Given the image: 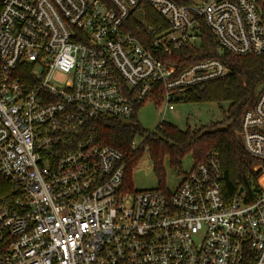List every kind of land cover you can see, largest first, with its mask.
<instances>
[{
    "label": "built area",
    "instance_id": "obj_1",
    "mask_svg": "<svg viewBox=\"0 0 264 264\" xmlns=\"http://www.w3.org/2000/svg\"><path fill=\"white\" fill-rule=\"evenodd\" d=\"M142 1L165 21L146 26L149 49L125 31ZM202 23L222 51L264 54L257 0H0V264H264L263 164L251 201L226 197L217 152L173 192H130L122 153L91 130L132 123L148 101L164 106L159 128L188 91L225 78L219 59L181 71L165 59L198 47ZM239 138L264 162V84Z\"/></svg>",
    "mask_w": 264,
    "mask_h": 264
},
{
    "label": "trees",
    "instance_id": "obj_2",
    "mask_svg": "<svg viewBox=\"0 0 264 264\" xmlns=\"http://www.w3.org/2000/svg\"><path fill=\"white\" fill-rule=\"evenodd\" d=\"M179 6L194 4L193 0H172ZM264 20V0H257ZM146 26H165L164 19L157 11L142 1L127 23L125 31L132 33L143 47L149 49L151 35ZM201 44L198 47L183 48L166 61L175 65L179 71L189 65L208 59H219L228 69V75L220 80L212 81L203 87L194 88L186 93L180 101L184 103H228L229 108L225 120L219 124H211L199 130L182 131L168 123L158 128V133L149 134L138 121L137 115L132 123L126 124L115 120L95 122L91 130L98 143L111 147L122 153L126 163L124 186L130 192H136L132 183V173L148 153L159 179L164 181V161L169 159L173 169L182 168L183 160L191 155L194 164L204 162L209 153L220 155L224 175L227 198L240 195L251 201L259 193L258 178L261 171L256 167L264 162L251 157L238 139L241 120L244 112L254 106L257 90L264 84V54L234 56L222 51L213 33L202 23L200 27ZM144 132L149 134L141 149L131 150V142ZM5 181L0 180V183ZM9 187V183H5ZM6 193L0 190V197Z\"/></svg>",
    "mask_w": 264,
    "mask_h": 264
},
{
    "label": "rangeland",
    "instance_id": "obj_3",
    "mask_svg": "<svg viewBox=\"0 0 264 264\" xmlns=\"http://www.w3.org/2000/svg\"><path fill=\"white\" fill-rule=\"evenodd\" d=\"M199 3L201 0H193ZM163 104L148 101L138 114V121L142 128L149 133H158V126L164 115ZM229 108L228 103H184L175 104V109L165 116L166 123L182 131L188 129L199 130L211 124H219L225 120ZM129 123L128 121H126ZM141 142L140 138L136 139ZM194 166V159L188 155L179 170L173 169L169 159L164 161L165 176L161 181L155 173L154 164L147 153L132 173V183L135 191H149L160 189L173 192L181 184L186 173Z\"/></svg>",
    "mask_w": 264,
    "mask_h": 264
},
{
    "label": "water",
    "instance_id": "obj_4",
    "mask_svg": "<svg viewBox=\"0 0 264 264\" xmlns=\"http://www.w3.org/2000/svg\"><path fill=\"white\" fill-rule=\"evenodd\" d=\"M261 89H262V85L258 88L257 93H259ZM239 142H240V138H239ZM240 193H243V190H241Z\"/></svg>",
    "mask_w": 264,
    "mask_h": 264
}]
</instances>
